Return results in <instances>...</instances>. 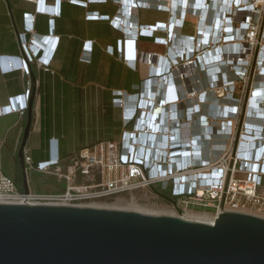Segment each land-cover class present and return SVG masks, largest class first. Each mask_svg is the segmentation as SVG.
I'll list each match as a JSON object with an SVG mask.
<instances>
[{
    "label": "built area",
    "instance_id": "1",
    "mask_svg": "<svg viewBox=\"0 0 264 264\" xmlns=\"http://www.w3.org/2000/svg\"><path fill=\"white\" fill-rule=\"evenodd\" d=\"M63 1L84 9L117 2V16L87 11L85 20L107 21L122 35L117 49L121 53L123 45L127 52L123 62L133 70L143 65L152 76L133 94L115 92L112 106L120 110L124 129L118 141L97 142L61 158L57 140L51 139L47 158L36 164L23 152L28 191L0 168V203L86 206L133 199L139 192L162 197L159 189L169 194L170 201L163 200L175 216L193 212L190 207L213 209L217 216L226 185L221 212L264 217V0H53L40 10L51 16L47 36L34 33L38 11L23 14L16 38L24 59L0 57L3 72L28 75L30 63L49 66L59 40L53 36L54 18L60 17ZM133 9L170 17L139 25ZM187 20L194 21L191 34L183 32ZM144 36L163 45L165 53L137 54L135 42ZM83 51L90 58L91 42ZM29 96L28 83L25 94L0 108V116L23 115ZM29 172L57 187L33 191Z\"/></svg>",
    "mask_w": 264,
    "mask_h": 264
},
{
    "label": "crops",
    "instance_id": "2",
    "mask_svg": "<svg viewBox=\"0 0 264 264\" xmlns=\"http://www.w3.org/2000/svg\"><path fill=\"white\" fill-rule=\"evenodd\" d=\"M45 5H53V0H46ZM44 6L22 0H0V57L24 59L16 32L23 29L25 13L38 11L34 33L49 34L47 23L51 16L40 13ZM119 9L117 2L91 3L84 9L63 1L60 17L54 18L53 36H58V45L47 68L30 63L27 75L21 70L3 72L5 66L0 63V108L7 106L11 98L25 94L28 83L30 94L34 87L31 128L23 150L30 158L40 153L46 159L51 139L52 142L57 140L59 154L65 155L97 142L119 140L124 130L123 121L120 110L112 106L113 96L115 92L125 96L133 94L144 86V80L152 73L143 65L133 70L123 62L124 52H127L122 45L119 53L116 45L122 35L107 21L85 20L87 11L112 18ZM131 16L139 25L153 26L166 23L170 14L155 9H133ZM85 42H91L90 58L83 51ZM135 51L137 54H164L166 48L144 36L135 42ZM26 120V111L23 115L0 116L1 169L8 162L19 167L15 158ZM67 142L73 145L72 149L67 147ZM13 179L18 181L21 176Z\"/></svg>",
    "mask_w": 264,
    "mask_h": 264
},
{
    "label": "water",
    "instance_id": "3",
    "mask_svg": "<svg viewBox=\"0 0 264 264\" xmlns=\"http://www.w3.org/2000/svg\"><path fill=\"white\" fill-rule=\"evenodd\" d=\"M33 94L34 87L17 153L24 192ZM226 188L212 223L131 210L0 203V264H264V217L221 212Z\"/></svg>",
    "mask_w": 264,
    "mask_h": 264
},
{
    "label": "rangeland",
    "instance_id": "4",
    "mask_svg": "<svg viewBox=\"0 0 264 264\" xmlns=\"http://www.w3.org/2000/svg\"><path fill=\"white\" fill-rule=\"evenodd\" d=\"M187 26L184 29L185 34H191L193 32V20H187L186 22ZM142 41H149V40H142ZM248 90H249V85H248ZM244 112L245 109L243 108L242 110V115L240 117V125L243 122V117H244ZM199 116L197 115L196 119H198ZM238 126V133L241 129V126ZM199 128L200 131V127ZM67 147L72 149L73 145L67 142ZM33 158L39 159L40 158V153H35L33 154ZM2 171L9 177H20L21 176V170L14 162H8L5 163ZM29 180H30V188L39 193H48L54 191L53 188L57 187V184L53 182L50 179H44L43 176L39 174H34L29 172L28 174ZM60 187V186H59ZM157 191L162 195V197L158 196V198H155L153 193L150 194V192H139L135 194L133 199H130L129 197L126 196H121L118 198H112L108 200H104L103 202L96 203L95 205L100 206L101 208H107V209H117V210H126L125 208L130 207V205H138L141 208L145 209H150L151 211H157L158 213H166L170 212L171 209L169 206L166 204V202L163 200L165 198L169 197V194L167 192L160 191L157 189ZM190 209L193 212L189 213H196V214H207V215H215L213 212V209H205L201 207H190ZM172 212V211H171ZM187 213V212H186ZM202 223H209V222H202Z\"/></svg>",
    "mask_w": 264,
    "mask_h": 264
},
{
    "label": "bare ground",
    "instance_id": "5",
    "mask_svg": "<svg viewBox=\"0 0 264 264\" xmlns=\"http://www.w3.org/2000/svg\"><path fill=\"white\" fill-rule=\"evenodd\" d=\"M204 28V27H203ZM85 207H98V205L90 204L86 205ZM126 210L136 211L144 214H152V215H170L175 216L173 212H166V213H158L157 211H151L150 209L141 208L138 205H130V207L125 208ZM122 210V209H121ZM183 219L196 221V222H209L212 223L216 216L215 215H207V214H196V213H189L187 212L185 215L182 216Z\"/></svg>",
    "mask_w": 264,
    "mask_h": 264
},
{
    "label": "trees",
    "instance_id": "6",
    "mask_svg": "<svg viewBox=\"0 0 264 264\" xmlns=\"http://www.w3.org/2000/svg\"><path fill=\"white\" fill-rule=\"evenodd\" d=\"M76 1H85V0H76ZM47 29H48V31H49V24L47 23ZM118 41V40H117ZM117 45V44H116ZM117 47V46H116ZM72 153V152H71ZM70 153V154H71ZM70 154H68V155H70ZM68 155H65V154H63V153H61L60 154V157L61 158H65V157H67ZM32 159V161H33V163L34 164H36V163H38V162H40V161H43V160H45V156H40V158L39 159H35V158H31ZM15 160H16V163H17V158H15Z\"/></svg>",
    "mask_w": 264,
    "mask_h": 264
}]
</instances>
